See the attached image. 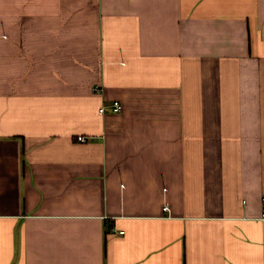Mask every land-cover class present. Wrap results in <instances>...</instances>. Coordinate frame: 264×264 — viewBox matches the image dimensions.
Returning <instances> with one entry per match:
<instances>
[{"label":"crops","instance_id":"crops-1","mask_svg":"<svg viewBox=\"0 0 264 264\" xmlns=\"http://www.w3.org/2000/svg\"><path fill=\"white\" fill-rule=\"evenodd\" d=\"M263 210L264 0H0V264H264Z\"/></svg>","mask_w":264,"mask_h":264},{"label":"built area","instance_id":"built-area-1","mask_svg":"<svg viewBox=\"0 0 264 264\" xmlns=\"http://www.w3.org/2000/svg\"><path fill=\"white\" fill-rule=\"evenodd\" d=\"M97 91H100L98 88H97ZM108 108H110V110L113 112V113H121L122 110H123V105L121 103V101L119 100H114L111 104L109 105H103L100 109L101 113H106ZM79 140L81 141H85L86 139L84 137H79ZM165 210H169V207H164ZM262 219H264V210H263V213H262ZM121 233H123V231H121Z\"/></svg>","mask_w":264,"mask_h":264}]
</instances>
